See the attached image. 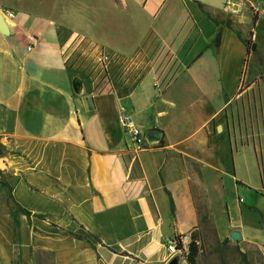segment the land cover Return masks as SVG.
<instances>
[{
    "label": "crops",
    "instance_id": "0c3cea01",
    "mask_svg": "<svg viewBox=\"0 0 264 264\" xmlns=\"http://www.w3.org/2000/svg\"><path fill=\"white\" fill-rule=\"evenodd\" d=\"M234 1L135 0L122 50L124 0H0V264H166V240L206 230L264 249V126L216 124L264 93L261 16ZM120 110L159 140L137 150Z\"/></svg>",
    "mask_w": 264,
    "mask_h": 264
},
{
    "label": "rangeland",
    "instance_id": "374dc122",
    "mask_svg": "<svg viewBox=\"0 0 264 264\" xmlns=\"http://www.w3.org/2000/svg\"><path fill=\"white\" fill-rule=\"evenodd\" d=\"M254 2L255 9H264V0H254ZM28 8L32 9V7ZM0 10L3 13L7 11L3 7ZM251 12L253 15L252 8ZM142 14L140 13L139 4L135 0H124V6L119 12L120 28L106 32V38L111 37L112 42L122 50H125L128 46L131 48L136 38V29H138L135 27L134 21ZM115 15L118 17L117 14ZM260 16L261 18L254 27L253 32L264 45V16ZM106 56L109 57L107 54ZM260 80L261 83H264V78ZM263 111L264 93L262 97V91L256 86L251 92L245 94L238 103L229 106L216 124L226 127L237 142L244 143L249 140V134L252 138L253 135L258 137L260 128L264 126ZM196 233H198L196 237L199 238V252L195 264H264L263 248L244 245L239 241L233 243L229 239L226 243H223V241L218 242L212 232L207 230ZM185 263L187 264V261Z\"/></svg>",
    "mask_w": 264,
    "mask_h": 264
},
{
    "label": "built area",
    "instance_id": "2783aa9c",
    "mask_svg": "<svg viewBox=\"0 0 264 264\" xmlns=\"http://www.w3.org/2000/svg\"><path fill=\"white\" fill-rule=\"evenodd\" d=\"M239 8L240 5L236 4L234 0H225V10L229 13H237L233 8ZM253 13L255 15L260 14L264 16V9L259 10L255 9L252 6ZM1 15L3 17H8L12 19V14L9 12H2ZM30 42L34 44V39H30ZM109 61V57L103 55L100 57L101 63H107ZM118 121L123 132L129 135L132 143L136 147L137 150L142 149L143 142L145 140L144 134L141 132L139 127L137 126L133 117L124 113L123 110H120L118 113ZM190 243L189 235H175L174 237L165 241V250L167 252V260L169 262L172 258L178 257L179 264L185 262V259L188 255V245Z\"/></svg>",
    "mask_w": 264,
    "mask_h": 264
},
{
    "label": "water",
    "instance_id": "95a60500",
    "mask_svg": "<svg viewBox=\"0 0 264 264\" xmlns=\"http://www.w3.org/2000/svg\"><path fill=\"white\" fill-rule=\"evenodd\" d=\"M0 33L2 34H6L7 33V27L6 24L3 20V17L0 13ZM160 132L158 130H150L146 133L145 135V139L148 143L151 142H156L159 140L160 138ZM240 233L237 231H233L230 233L229 235V240L233 243H237L240 240ZM166 264H179V260L178 257H174L172 258L169 262H167Z\"/></svg>",
    "mask_w": 264,
    "mask_h": 264
},
{
    "label": "trees",
    "instance_id": "16d2710c",
    "mask_svg": "<svg viewBox=\"0 0 264 264\" xmlns=\"http://www.w3.org/2000/svg\"><path fill=\"white\" fill-rule=\"evenodd\" d=\"M255 22H256V17L254 16L253 24ZM250 39H251V37L246 42L247 52L250 49ZM216 41H218V39ZM10 199H11V197H9L7 199V203L9 202ZM170 206H171V211L173 212V205H172L171 201H170ZM26 214H27V216L29 215L28 213H26ZM196 234H198V233L189 235L190 243L188 245V255L185 259V262L187 261V264H195V262H196L195 260H196V257L198 255V252H199V246H198L199 238L196 237L197 236ZM226 242H228V239L223 241V243H226Z\"/></svg>",
    "mask_w": 264,
    "mask_h": 264
}]
</instances>
